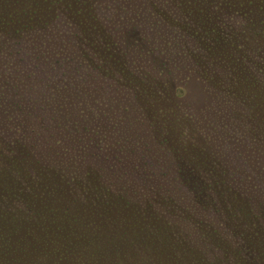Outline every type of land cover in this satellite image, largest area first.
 <instances>
[{"label":"trees","instance_id":"trees-1","mask_svg":"<svg viewBox=\"0 0 264 264\" xmlns=\"http://www.w3.org/2000/svg\"><path fill=\"white\" fill-rule=\"evenodd\" d=\"M127 1L130 2L129 0L121 2L124 4ZM145 1L149 3L148 23L147 14L143 19H139L133 12L129 13L138 23L133 24L132 32L135 35L134 41L139 47L134 46L131 51L126 47L127 40L123 39V29H117L116 25L112 27L113 19L109 16L108 19L100 18L98 15L93 17L95 12L92 9L97 8L93 0L91 5L87 4L86 7L80 8L83 9V14H77V11L80 12L77 9L80 3L75 0L74 4L66 2L73 11L70 17L73 22L70 24L75 22L78 31L76 34L66 31L62 34L60 31L58 34L65 38L61 41L63 47L71 40L82 46L85 32L97 35L93 43L86 41L89 44V51L95 55L92 61L74 52V58L70 57L67 62L75 67L81 65L82 72H75L73 79L79 82L81 77L78 74H81L83 89L87 94H93L97 88H100L103 94L112 91V94L121 98L125 96L126 91H121V84L117 81L118 77L114 76V70L108 67H113L108 59L116 58L115 68L130 79L124 81H128L131 85L136 84V90L144 89L147 92L149 89V100L153 105L164 101L177 104L176 93L181 80L172 82L168 77V71L173 72L172 69H175L177 72L179 69L181 72L186 71L201 77L209 93L210 104L215 103L217 107V111L212 113L214 121L217 120L216 125L211 127V132L204 133V130L199 135L209 151L210 145L206 143L212 145L214 154L204 153L201 148L188 143L183 148L185 150L183 159L193 160L205 156L207 160H204L209 162L207 165L202 161L203 166L199 171L201 186L190 183L192 179L189 176L186 177L185 184L177 181L174 171L172 177L163 182L170 181L174 186L179 184L178 188L186 192L185 195L179 194L181 198L169 201L157 191L149 189L148 202L144 203L146 213L142 212L146 216H137L136 221H131L138 235L133 237L131 242L138 240L139 243L149 245V248L159 249L160 251L154 250V258H164L167 262L215 264L213 262L216 260L217 264H238L233 258L237 257L243 264H252L256 258L264 264V124L258 121V112L264 110V0H133V3L144 4ZM47 2L65 4L64 0H47ZM158 4L166 5V8L156 7ZM131 8L133 9L132 4ZM27 10L30 17L35 8L30 5ZM162 11H177L179 18L174 17L171 20L168 15L160 14ZM109 14L119 20V12L116 10ZM124 17L126 18V15ZM166 19L171 20V23L174 21V29L167 28L171 23L166 25ZM43 20H40L41 24ZM86 21L91 25L87 29L83 27ZM4 24V21L0 20L1 40L9 42V37L2 33ZM4 26L11 27L10 21ZM31 26L27 21L18 23L15 33L18 32L19 36H22L26 33V31L21 33L22 28H34ZM43 27L41 30L49 32L47 26ZM44 31L37 32L42 34ZM141 41L148 42V51L143 47L140 49L141 45H145ZM105 43L107 47L109 43L115 46L114 56L104 52L107 51L103 48ZM7 44L10 57L4 60L3 57L0 58V83L6 82L11 73V78L23 73L10 72V65L16 66L14 56L17 54V49L11 40ZM40 44L44 45L45 41ZM46 57H50V53L46 54ZM90 71L95 72L93 77H88ZM181 72H177V75L182 74ZM70 92L73 91H68L69 97H72ZM127 94L131 99L130 94ZM165 112L168 115L175 114L168 113L166 109ZM229 124L234 126V130L228 128ZM106 128L115 139L117 136L114 135L116 132L112 131L113 124L106 125ZM119 142V139L111 141V145ZM8 144H5V148L11 153ZM151 147L152 143L149 146L150 150ZM5 148L2 151L0 147V179L4 178L20 188L18 185L23 180L35 178L34 169L30 166L28 172L24 173L23 169L29 161L21 156H15L11 161L13 164L10 165V160L6 162L8 156ZM150 154L151 157L159 156L156 151H150ZM240 155L241 165L233 163V159H237ZM231 156H233L232 160ZM161 162L164 163L165 160ZM110 163H112L109 165L110 168L119 169L115 162L110 161ZM37 167L39 168L37 173L43 172L42 169L47 171L39 162ZM155 167L152 166L149 170V179L157 178V174L154 173ZM114 175L120 180L117 173ZM259 179L261 183H257ZM72 181L70 178L65 184L71 187L70 193L74 197L72 200L74 204H78L85 212L87 210L90 216L100 214L105 219V209L102 213L100 210L103 206L111 207L114 204L109 189L105 190L104 184L93 183L88 178ZM125 184L126 182L118 184L117 188L121 186V190H118L119 196L124 189L131 186V183H127L126 186ZM250 189L258 190L252 192ZM36 191L34 189L32 193L34 196ZM39 191L40 207L44 213H47L46 215L33 217L28 211H24L19 200L21 198L16 194L6 200V204L11 205L18 199L20 207L5 208L6 211L0 214V264H20L19 261L24 257L31 260L28 264H35L34 259H40L43 254H46V257L57 258L59 261L63 258L69 260V257L75 260H78L79 256L84 257V253L78 247L68 251L67 243L60 244L61 251L56 249L60 239L67 241L61 237L66 232L68 223L60 214L55 213L49 204H46V193L57 195L55 184H52L49 190L46 185ZM6 193L1 187L0 197ZM253 193L258 194H254L257 197L252 195ZM212 194L217 196L215 200H210ZM80 198L83 199L84 206L80 205ZM124 201L126 206L130 205L128 200ZM160 210L163 211L162 215L158 213ZM12 212L20 213L18 216H12ZM204 215L207 216L205 222L197 218ZM122 216L106 220L113 233L118 234L122 229L125 220L121 219ZM104 226L107 225L102 223L100 227ZM33 227H36L38 232L34 231ZM100 227L97 226L95 230L98 231ZM52 233L58 237L55 241L51 238ZM85 234L88 236L89 233ZM24 236L32 241L27 255L22 254ZM121 236L128 238L126 231L122 232ZM89 238H93L92 233L89 234ZM232 242L234 245L231 244ZM236 246L246 248L248 259H244L239 250L234 254L230 253ZM95 256L100 259L106 258L105 253L101 252H97ZM156 264H160V261H156Z\"/></svg>","mask_w":264,"mask_h":264},{"label":"rangeland","instance_id":"rangeland-1","mask_svg":"<svg viewBox=\"0 0 264 264\" xmlns=\"http://www.w3.org/2000/svg\"><path fill=\"white\" fill-rule=\"evenodd\" d=\"M75 1L80 3L77 7L80 12L77 11V14H83V9L80 8L92 4L91 0ZM93 1L97 7L95 10L92 9L95 12L93 17L98 15L100 18L108 19L109 16L110 19H113L112 27L116 25L117 29H123V39L127 40L128 51L134 49V46H138L132 32L133 24L138 23L129 13L133 12L139 19H143L147 14L146 22L148 23L149 3L147 4L146 1L144 4L133 3V0L124 4H122V0ZM64 2L65 4L47 2V0H0V20L5 24L10 21L11 24V27L4 26V24L2 33L9 37L8 39L14 43L17 49V54L14 56L16 66L10 65V72L17 74L19 71L23 72L12 78L11 73L6 82L0 83V147L3 151L5 144L10 143L8 146L11 153L8 148H5L8 156L6 162L9 160L11 162L15 156L23 157L24 160L29 161L23 169L24 173H27L31 166L34 169L35 177L23 180L18 185L20 188L4 178L0 179V186L7 192L0 197V214L2 215L3 211H6L5 208H19L20 202H22L23 210L28 211L33 217L41 214L46 215L47 213H44L40 207L41 193L39 189L42 190L47 185L49 190L52 188V184H55L57 195L46 193V204H49L53 211L60 214L68 223V228L61 237L67 241L60 239L56 249L61 251L60 244L67 243L68 251L78 247L84 253V257L79 256L78 260L69 257V260L63 258V261H59L57 258L46 257V254H43L40 259H34L35 264H156V261H160V264H184L181 261L167 262L164 258H154V250L159 249L149 248V245L139 243L138 240L131 242L133 237L138 236L137 229L132 227L131 221H136L137 216H146L142 212L146 213L144 203L149 198V189L157 191L169 201L181 198L179 194L185 195L186 192L178 188L179 184L174 186L170 181L163 182L172 177V172H176L177 181L185 184L186 177L189 176L192 179L190 183L201 186L199 171L203 166L202 161L207 165L209 162L206 161L205 156L193 160L183 159L185 152L183 148L188 143L201 148L204 153L214 154L212 145L206 143L210 145L209 151L208 148H205L203 139L200 140L199 135L204 130V133L211 132V127L216 125L217 120L214 121L212 113L217 111V107L215 103L210 104L209 93L203 79L186 71L183 73L179 69L177 72L182 73L179 75L175 69H172L173 72L168 71V77L172 82L181 80L176 93L177 104L164 101L153 105L149 100V89L147 92L144 89L136 90V84L131 85L128 81H124V79H130L125 74H120V70L115 68L116 58L108 59L114 68L108 67L114 70L113 74L118 77L117 81L121 84V91H126L124 92L125 96L121 98L112 94V91L103 94V90L100 88H97L93 94H87L83 89L82 83L84 82L81 81V74H78L81 77L79 82L73 79L75 72H82L81 65L78 64V67H75L67 62L70 57L74 58V52H78L92 61V57L95 55L89 51L88 43H93L97 35L85 32V41L82 46L71 40L63 47L61 41L65 38L58 35L59 32L64 34L66 31L76 34L78 31L75 22L70 24L73 22L70 18L73 11L66 4V2L74 4V0H64ZM30 5H33L35 11L29 17L27 9ZM156 7L165 9L166 5L158 4ZM115 10L119 12V20L109 14ZM160 14L168 15L171 20L174 17L179 18L177 11H162ZM42 19L44 20L41 24L40 20ZM171 20L166 19V25H169ZM26 21L31 23L34 28H22L21 33L24 31L26 33L19 36L18 32L15 33L16 25L26 23ZM43 26H47L49 32L41 30L44 28ZM84 26L86 29L91 27L88 21L83 23ZM174 26L173 21L166 27L174 29ZM37 31L44 32L39 34L40 32ZM84 31L86 30L84 29ZM146 31L149 33L148 30ZM1 38L2 34L0 33V58L3 57L4 60L10 57L7 44L10 43V40L3 42ZM44 41L45 44L41 45L40 43ZM141 42L145 45H141L140 49L143 47L148 51V42ZM106 44L103 45V48L107 50L104 52L114 56L116 54L115 46L109 43L107 47ZM49 53L50 57H46V54ZM84 64L87 63L84 62ZM118 64L120 65V62ZM143 69L145 70L144 66ZM88 75V77H93L95 72L90 71ZM4 78L7 77L4 76ZM71 90L73 91V93L70 92L72 97H69L68 91ZM127 93L130 94L131 99ZM165 109L168 113L174 112L175 114L168 115ZM258 121L260 124H264V110L258 112ZM111 124L114 126L113 133L116 132L115 139L106 128V125L111 126ZM208 124H212V126H208ZM168 126L172 129H169ZM233 127L228 125L231 130H234ZM117 139L120 142L111 145V141ZM150 151H156L159 156L151 157ZM240 157L241 155L237 159H233L231 156L230 159H233V163L241 165ZM216 158L218 157L216 156ZM162 160L165 162L162 163ZM110 161L115 162L119 169L110 168L109 165L112 164ZM38 162L45 166L47 171L42 169L43 172L37 173ZM12 164L11 162L10 165ZM152 166H156L154 172L157 174L156 179H149V170ZM115 173L120 176V180L116 178ZM70 178H72V182L88 178L93 183L104 184L105 190L109 189L114 204L111 207L110 205L103 206L100 210L102 213L105 209V219L100 214L90 216L87 210L85 212L78 204H74L72 201L74 197L70 193L71 187L65 184ZM121 182H126L125 186L127 183H131V186L127 187V190L124 189L119 196L118 190H121V186L119 185V188L117 186ZM257 183H261V180L259 179ZM34 189L37 190L36 196L32 194ZM14 194L21 198L20 202L17 199L11 205L6 204L8 197ZM254 194L256 193L252 195ZM215 198H217L215 194L210 196V200H215ZM124 200H128L130 205L126 206ZM80 205L84 206L82 198H80ZM19 213L12 212V216H18ZM158 213L162 215L163 211L160 210ZM120 215H123L121 219H125L124 225L116 234L109 229L110 225L106 220L115 217L117 219ZM206 217L204 215L197 218L205 222ZM55 218L58 219L57 216ZM207 220L209 219L207 218ZM102 223L107 226L101 228ZM97 226L100 227L97 229L98 231L95 230ZM32 229L38 232L36 227ZM124 231L127 232L128 238H124L125 236L122 238L121 234ZM85 233H92L93 238L90 239L89 234L86 236ZM50 235L54 241L58 238L53 233ZM31 243L32 241L24 236L23 255L29 254L28 248ZM236 250H239L244 259H248L246 248L236 246L230 253L234 254ZM97 252L105 253L106 258H97L95 256ZM233 258L236 259V263L243 264L238 260L239 258ZM29 261L31 260L24 257L19 263L28 264ZM213 263L217 264L216 260ZM252 264L263 263L256 258Z\"/></svg>","mask_w":264,"mask_h":264}]
</instances>
